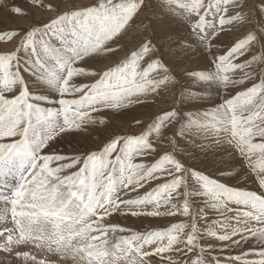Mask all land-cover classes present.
Wrapping results in <instances>:
<instances>
[{
    "label": "snow or ice",
    "instance_id": "obj_1",
    "mask_svg": "<svg viewBox=\"0 0 264 264\" xmlns=\"http://www.w3.org/2000/svg\"><path fill=\"white\" fill-rule=\"evenodd\" d=\"M0 264H264V0H0Z\"/></svg>",
    "mask_w": 264,
    "mask_h": 264
},
{
    "label": "rangeland",
    "instance_id": "obj_2",
    "mask_svg": "<svg viewBox=\"0 0 264 264\" xmlns=\"http://www.w3.org/2000/svg\"><path fill=\"white\" fill-rule=\"evenodd\" d=\"M66 2H71V0H66ZM93 2V0H75V3L78 5H90ZM20 23H23V21H19ZM131 39V37H129ZM156 109H152V111H155ZM107 118V117H106ZM111 121L113 125H115L118 128L125 129L128 121L121 117L119 114H112ZM62 147H64L62 145ZM125 224L132 223L133 221L124 220L122 221ZM137 225H139V221H134ZM175 222L172 220V218H157L155 220L153 219H146L144 220V225L147 227H164L167 226L169 223Z\"/></svg>",
    "mask_w": 264,
    "mask_h": 264
}]
</instances>
